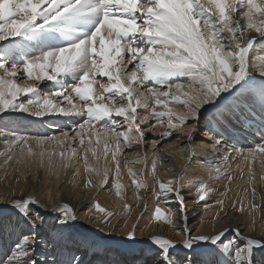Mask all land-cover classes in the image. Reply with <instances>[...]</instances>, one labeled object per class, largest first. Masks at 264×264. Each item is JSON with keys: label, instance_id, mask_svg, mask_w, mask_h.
<instances>
[{"label": "snow or ice", "instance_id": "6c2138e0", "mask_svg": "<svg viewBox=\"0 0 264 264\" xmlns=\"http://www.w3.org/2000/svg\"><path fill=\"white\" fill-rule=\"evenodd\" d=\"M259 50H264V0H0V157L5 179L9 171L16 173L0 196L7 205L0 209L7 218L0 222V264H89L81 249L91 245L76 232L75 179L66 193H53L45 180H30L26 171L35 165L59 179L61 169L75 165V177L82 162L94 176L81 191H98L109 183L112 170L91 166L89 153L96 165L110 158L112 187L123 200L119 156L124 149L137 157L123 164L137 206L144 202L147 209L148 197H154L146 227L153 221L170 226L148 237L146 254L152 258L139 264H264V234H254L258 227L264 231L256 188L245 203L249 189L229 197L227 187L234 179L231 161L264 154V56ZM43 81L52 82L47 91L40 88ZM18 114L78 119L59 135H39L21 130L25 116ZM201 134L218 158L205 161L209 175L225 184L215 204L206 197L216 190L188 175L200 154L195 145ZM184 139L188 143L178 151L188 161L185 169L161 179L158 166L166 160L160 154ZM10 163L22 167L9 169ZM131 164L142 166L133 171ZM236 167L243 180L239 161ZM248 171L246 183L254 185L256 175L251 167ZM189 195L203 202L206 212L217 209L210 231H201L203 219L195 229L189 226ZM123 206L126 227L131 205ZM94 207L103 214L95 219L108 229L105 235H113L118 213L98 202ZM86 215H93L91 208ZM125 239L141 243L135 226Z\"/></svg>", "mask_w": 264, "mask_h": 264}, {"label": "bare ground", "instance_id": "6f19581e", "mask_svg": "<svg viewBox=\"0 0 264 264\" xmlns=\"http://www.w3.org/2000/svg\"><path fill=\"white\" fill-rule=\"evenodd\" d=\"M258 55L264 56V54H260L258 52ZM188 143V142H187ZM185 146V145H184ZM183 145L180 147H184ZM196 148L199 150V156L196 160V166H194L191 171H194L195 169H200L201 166H204L205 161H209L211 159H206L209 157H212V153L206 151L204 148L200 147L199 145H195ZM49 151H57L59 152L60 149L49 147ZM103 148V142H101V149ZM172 156H164L166 160V164L163 165V167L158 170V175H160L161 179L167 180L172 177H178L179 174L185 169L186 164L188 161L184 158L185 154L178 151V149L174 150ZM264 154H259L257 156L258 160H255V162H259L263 164V166H255V165H247L243 169L244 172V178L243 180L240 177V169L237 167H232L235 169L234 179H233V187L232 190L228 193L229 197H235L237 194L243 196L245 195L244 189H249V192L247 196L245 197V203H248L251 200V187L256 188L257 196L255 202L261 206L264 204V180H261L260 177L264 176ZM110 157V154H109ZM120 162H121V176L119 177L120 183L124 186L122 191V196L126 191H128V187L133 186L131 183V178L128 176L127 169L123 167L124 159L119 156ZM137 159L136 156L129 159V161H133ZM218 160V158L214 159ZM222 162V161H218ZM151 160L149 159L148 165L150 168ZM89 164L93 167H99L101 171L105 166L109 167L112 171L109 173V183L110 185H113L115 182V175H114V168L115 163L110 160V158L105 161L101 160L99 165H96V162L91 158V154L89 153ZM80 168V175L74 177V167L68 168L66 171L61 169L59 173V179H55L53 177L48 176V174L43 169H38L37 166L32 165L31 171H26V175L30 180H33L34 177L39 176L41 179L45 180L46 186L51 187L53 193L62 190L63 192H67L68 189L72 188V183H69L70 181L75 179L76 188L74 191L77 193V205H76V211L78 214L80 213V209L82 205H84V202L81 201V196L83 191H81V186L85 182V180L89 177V174L85 172V168L83 163L81 162L80 165H78ZM133 169V171H138L139 168L142 165L139 164H131L130 165ZM7 167L9 169L12 168H19L22 167L21 165H16L10 163ZM161 166H158V169ZM249 167H251V170L256 175V180L254 182V185H248L247 187H240V182H246L249 174ZM168 169H172L171 172L168 171ZM16 173L9 171L7 179H5V165L3 164L2 157H0V196L4 194V185L8 183V181L12 180L15 177ZM94 179L98 182L100 177H94ZM144 180L146 184L151 187L153 185V180L151 175L146 172ZM112 183V184H111ZM219 185L224 186L225 184L222 182H219ZM96 191L95 189L87 191V194H91L92 192ZM141 194H143V189L140 190ZM81 195V196H80ZM136 193L133 194V197L131 198L132 201H135L134 204L131 202H126L123 196V200L119 197L117 200L116 198L111 199L112 201L109 203L110 206L103 207L107 211H112L114 213H118L115 218L112 220L111 227L113 229H117L113 235H105V232L108 231V229H103L102 222H99L95 219V216L100 215L102 216V213H99L98 210L95 211L93 214V219L90 221V225L92 226V229L87 227L85 224L82 223V220L84 217H81L78 221V227L76 229L78 238L85 240L90 243L91 247L89 248H82L81 249V255L82 258L86 259L89 264L91 260L93 259V264H139L140 261H150L151 255L146 254L147 253V240L148 237H150L152 234H160L161 232H164L166 229H170V226L162 225L160 222L153 221L150 226L146 227V225L149 223L150 213L153 209L151 207H147V209L143 208V203L141 202V206H137V200H136ZM9 199L11 196L9 195ZM188 197H186L187 199ZM151 199V196L148 197L147 201ZM124 203H128L131 205V215L130 218H127L126 224L127 226L124 227L125 223V212L127 211L124 208ZM232 201L228 199L226 201L227 207L230 209ZM149 204V203H148ZM151 204H153L151 199ZM7 205L3 201V199H0V209L5 208ZM261 214L260 210L258 209V216ZM213 215H210V217L207 218V220L203 221V226L201 227V231H210V221L213 219ZM7 218L3 216L2 213H0V222H4ZM138 230L139 232V240L141 243L133 245L131 242H126V234L129 230H131L133 227ZM103 229V230H101ZM171 230H168L167 234L170 235ZM254 234H264V231L260 227L257 229V233ZM171 236V235H170ZM178 240V239H177ZM144 244V246H143Z\"/></svg>", "mask_w": 264, "mask_h": 264}, {"label": "rangeland", "instance_id": "374dc122", "mask_svg": "<svg viewBox=\"0 0 264 264\" xmlns=\"http://www.w3.org/2000/svg\"><path fill=\"white\" fill-rule=\"evenodd\" d=\"M260 54H264V50H259L258 51ZM97 79H101L100 77H97ZM52 82L49 81H43L40 83V88L47 91L49 89V87L51 86ZM26 86V85H21ZM98 87V85H97ZM20 99H27V97L21 96ZM183 99V97H182ZM64 106V105H62ZM171 106V105H170ZM18 115H22L25 116V120L21 122V124L23 125V128L21 130H25L28 131L30 133L33 134H39V135H59L61 130H68L71 126H72V121L77 120L78 118L76 117H72V118H62V117H58V116H45L43 118H36V117H31V116H27L26 114H18ZM119 119V118H117ZM64 120H68V123H64ZM49 121H54L55 123H49ZM7 127H11V124L7 121L3 122ZM163 129H161L162 131ZM159 133H156V135H158ZM71 135V133H70ZM147 135L151 136L153 135L152 133H148ZM243 144H246L248 147L252 146V141L251 140H244L242 141ZM187 144V140H180L178 143H174V146L171 148H166L164 150L163 153H161V156H167L168 152H173L174 150L178 149L180 146H184ZM197 145H199L200 147L204 148L206 151L212 153V149L210 147V141H208L207 136L201 134L198 136ZM205 145H208L207 147H205ZM75 146V145H73ZM150 147V146H149ZM3 150V144L0 143V151ZM48 151L50 150V148L47 149ZM259 154H256L255 159L250 158L248 161H242L240 160V158H237V160L235 161H231V166L232 167H236L237 162L239 161L240 163V168H244L247 165H255V166H263V164L259 163V162H255V160L257 159V156ZM124 161H129V159H131L132 157L135 156V153L131 150V149H124L123 153L120 155ZM148 156L151 160L152 157V152L149 151L148 152ZM264 156V155H262ZM206 159H211L214 160L216 159L215 157H209ZM3 160V157H2ZM14 164V163H12ZM166 164V163H164ZM163 167V166H162ZM162 167H160L158 170H160ZM231 167V171L233 172V174H235V169H233ZM193 168V167H192ZM190 168V169H192ZM190 169H188V175L190 177H192L194 179V182H198V181H203L205 183H207L209 185V187L215 189V192H210L209 196L206 197V200L208 201V203L211 204H215V201L217 199H219V192L224 191L225 189V185H219V182L214 181L210 175V169L206 166V164H204V166H201L200 169H195L194 171H191ZM112 184V183H111ZM240 187H247L248 184L246 182H240ZM228 188L232 189L233 184L231 185H227ZM107 189H111V190H107ZM143 191H145L143 189ZM185 191H187V189H185ZM144 193V192H143ZM133 194H135L134 191V186L128 187V191H126L124 193V199L126 202H131V198L133 197ZM229 195V194H228ZM81 196V195H80ZM188 198L186 199L187 201V215H188V223L189 226L193 229H195L197 226L200 225L201 223V219H203V221L207 220L208 217H210V215L214 214V212L217 210L216 208H209L207 209V212L205 211L203 205V202L198 201L195 197V195H189L187 196ZM116 198L117 200L119 197L116 196L115 194V188L112 187V185H110V183H108L107 185H105L104 188L99 189L98 191H94L91 194H87V192H83L82 196H81V201L84 202V205H82L81 209H80V215L81 217H84L82 220V223L85 224L87 227H89L90 229L94 230L92 228V226L90 225V221H92L93 219V215L89 216L86 215L87 211L89 208L92 209L93 214L95 213V211L97 210L94 205L96 202H98L100 204L101 207H108L110 206L109 203L112 201L111 199ZM151 199L153 204H151ZM151 199H149L148 201H146L147 203V207H151V209H153L154 207V197L151 196ZM228 201V200H226ZM135 201H132V204H134ZM149 203V204H148ZM173 207L178 208V205H172ZM231 208V207H230ZM259 210L261 212V214H259V217L261 220H264V204H262L259 207ZM259 223V222H258ZM180 225L178 224V227ZM170 235L173 236L176 239H180L179 236H176L175 233L173 231L170 232ZM144 246V244H143ZM94 260L92 259L90 264H93Z\"/></svg>", "mask_w": 264, "mask_h": 264}]
</instances>
